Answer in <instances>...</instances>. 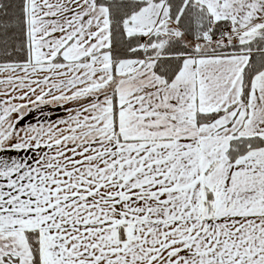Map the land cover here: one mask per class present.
I'll return each mask as SVG.
<instances>
[{
    "label": "snow or ice",
    "instance_id": "6c2138e0",
    "mask_svg": "<svg viewBox=\"0 0 264 264\" xmlns=\"http://www.w3.org/2000/svg\"><path fill=\"white\" fill-rule=\"evenodd\" d=\"M0 264H264V0H0Z\"/></svg>",
    "mask_w": 264,
    "mask_h": 264
}]
</instances>
